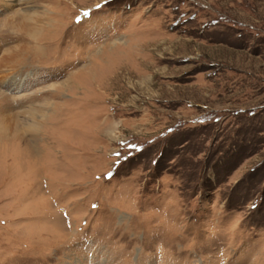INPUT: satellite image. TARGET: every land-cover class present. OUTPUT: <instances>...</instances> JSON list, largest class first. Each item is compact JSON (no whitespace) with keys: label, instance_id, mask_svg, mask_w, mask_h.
Instances as JSON below:
<instances>
[{"label":"rangeland","instance_id":"obj_1","mask_svg":"<svg viewBox=\"0 0 264 264\" xmlns=\"http://www.w3.org/2000/svg\"><path fill=\"white\" fill-rule=\"evenodd\" d=\"M0 264H264V0H0Z\"/></svg>","mask_w":264,"mask_h":264},{"label":"bare ground","instance_id":"obj_2","mask_svg":"<svg viewBox=\"0 0 264 264\" xmlns=\"http://www.w3.org/2000/svg\"><path fill=\"white\" fill-rule=\"evenodd\" d=\"M39 30V28H37L36 32Z\"/></svg>","mask_w":264,"mask_h":264}]
</instances>
